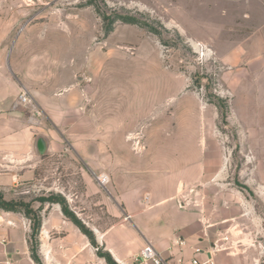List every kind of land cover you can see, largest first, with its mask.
Listing matches in <instances>:
<instances>
[{
    "label": "rangeland",
    "instance_id": "obj_1",
    "mask_svg": "<svg viewBox=\"0 0 264 264\" xmlns=\"http://www.w3.org/2000/svg\"><path fill=\"white\" fill-rule=\"evenodd\" d=\"M0 67L48 99L74 90L86 116L62 137L16 97L0 120V201L33 211L0 209V262L107 264L63 204L99 240L116 198L169 183L228 262L264 264V0H0Z\"/></svg>",
    "mask_w": 264,
    "mask_h": 264
},
{
    "label": "crops",
    "instance_id": "obj_2",
    "mask_svg": "<svg viewBox=\"0 0 264 264\" xmlns=\"http://www.w3.org/2000/svg\"><path fill=\"white\" fill-rule=\"evenodd\" d=\"M13 70L19 72L18 67H13ZM6 71L8 73L2 72L0 67V120L2 118L13 119L9 116L11 115L9 111L17 105L14 100L24 90L33 97L43 115L54 126L56 133L67 137L71 135L68 132L74 130V135H78L76 133L79 131L77 126L86 118L85 104L79 93L70 90L64 96L48 99L44 95V91L39 92L27 84L20 90L12 70L7 67ZM9 137L15 139L17 135H9ZM163 188L157 190L155 187L145 201H139L138 206L135 205L136 197L133 192L123 193L119 198H116L123 212H120L119 205L113 206L114 209H111V212L119 220L105 230L99 240L95 237L96 242H100L106 252L110 253L119 264H134L136 255L147 243L153 244L171 263L180 258L184 260L185 264H192L194 259L204 262L210 258L216 264H234L231 261L228 262L227 254L216 251L213 245L208 244V239L201 238L203 229L199 221L192 220L193 213L176 210V206L172 204L170 184H164ZM141 214H146V217L142 216V219L138 223L136 222L138 225L136 226L134 221ZM151 218L155 219V225L152 224ZM160 219H162L161 222H159ZM139 224L143 226L142 229L139 228ZM44 229L48 234L49 230L46 226ZM180 241L184 244L178 245L177 243ZM89 243L93 246L90 240ZM42 256L45 259L48 258L47 253ZM7 260H3L4 263L0 262V264H12L9 262L10 260Z\"/></svg>",
    "mask_w": 264,
    "mask_h": 264
},
{
    "label": "built area",
    "instance_id": "obj_3",
    "mask_svg": "<svg viewBox=\"0 0 264 264\" xmlns=\"http://www.w3.org/2000/svg\"><path fill=\"white\" fill-rule=\"evenodd\" d=\"M18 103L20 106H25L30 109L31 111L30 120L35 125H38L42 111L39 109L33 97L27 91H22L18 97ZM97 180L100 186L102 187H106L110 183V177L106 174L100 175L97 178ZM177 244L183 245L184 242L180 241ZM134 264H185V262L182 258H180L174 263H171V261L166 257H164L162 253H160L153 244L147 243L144 246V248L136 255L134 259ZM192 264H216V263L212 259L208 258L204 262H201L198 259H194Z\"/></svg>",
    "mask_w": 264,
    "mask_h": 264
},
{
    "label": "trees",
    "instance_id": "obj_4",
    "mask_svg": "<svg viewBox=\"0 0 264 264\" xmlns=\"http://www.w3.org/2000/svg\"><path fill=\"white\" fill-rule=\"evenodd\" d=\"M40 141H44V139H39ZM40 201H49L52 203H59L63 204L59 198H49V199H40ZM24 207V210L27 214H30L32 211L31 205L26 204V203H18V202H5V201H0V209H4L5 211L8 212H17L19 211V208ZM63 214L76 226L80 229V231L88 237L90 240L91 244L93 246H96L97 242L95 240V236L92 231H90L86 226L81 222V220L78 219V217L69 211V209L63 204L62 207ZM42 220L41 218L37 217L34 225V232H33V237H36L39 234L40 228H41ZM98 255L103 258L107 264H117L112 255L110 253H103L101 250H99ZM33 260L37 263L40 264V259L37 255V251L35 250L33 252Z\"/></svg>",
    "mask_w": 264,
    "mask_h": 264
},
{
    "label": "flooded vegetation",
    "instance_id": "obj_5",
    "mask_svg": "<svg viewBox=\"0 0 264 264\" xmlns=\"http://www.w3.org/2000/svg\"><path fill=\"white\" fill-rule=\"evenodd\" d=\"M39 144H40V145H42V144H43V142H42V141H39Z\"/></svg>",
    "mask_w": 264,
    "mask_h": 264
},
{
    "label": "water",
    "instance_id": "obj_6",
    "mask_svg": "<svg viewBox=\"0 0 264 264\" xmlns=\"http://www.w3.org/2000/svg\"><path fill=\"white\" fill-rule=\"evenodd\" d=\"M39 147H40V149H43V148H42V145H40V144H39Z\"/></svg>",
    "mask_w": 264,
    "mask_h": 264
}]
</instances>
